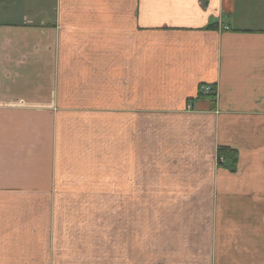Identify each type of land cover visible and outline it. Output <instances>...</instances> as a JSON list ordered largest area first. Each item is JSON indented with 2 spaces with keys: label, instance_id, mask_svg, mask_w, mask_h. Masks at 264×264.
Here are the masks:
<instances>
[{
  "label": "crops",
  "instance_id": "crops-1",
  "mask_svg": "<svg viewBox=\"0 0 264 264\" xmlns=\"http://www.w3.org/2000/svg\"><path fill=\"white\" fill-rule=\"evenodd\" d=\"M96 251L264 264V0H0V264Z\"/></svg>",
  "mask_w": 264,
  "mask_h": 264
},
{
  "label": "rangeland",
  "instance_id": "rangeland-1",
  "mask_svg": "<svg viewBox=\"0 0 264 264\" xmlns=\"http://www.w3.org/2000/svg\"><path fill=\"white\" fill-rule=\"evenodd\" d=\"M51 8H52V5L49 3V9H50V11H51ZM114 209H115L116 214L119 215L120 214L119 209L114 208V207H106L105 208V212H99V208L94 207V211L91 212V214L92 215H95V216H93V218H95L96 221L99 218L101 220H107V221H109V220H112V215H113ZM138 210H139V216H138L139 217V221L140 220L145 221L146 220L145 219V216H144V210H145V208L139 207ZM91 218H90V221H91ZM81 225L79 226L80 229H82V226ZM143 225H145V223ZM195 225H196V223H195ZM106 226H107V229H106V237L108 239L109 245H112L113 247L114 246H118L117 241L114 242V243L112 242L113 241V238L111 237L112 236V233H111L112 230L109 228L108 225H106ZM102 230H103V228H102ZM113 233H115V234H113L114 236L117 235V234H120L119 237H122L124 235L123 238L129 240L130 235L128 233H125L123 230L122 231L114 230ZM125 242L127 243V245H129V242L128 241H125ZM199 242H201V239L198 240V238L195 237L194 238V243L197 244V245H199ZM59 258H60V256H59ZM86 258L90 260L91 264H103L102 260L99 258V255H98V252L97 251L95 253H93V254L87 255ZM106 263L107 264H112V255H110L107 258Z\"/></svg>",
  "mask_w": 264,
  "mask_h": 264
},
{
  "label": "trees",
  "instance_id": "trees-1",
  "mask_svg": "<svg viewBox=\"0 0 264 264\" xmlns=\"http://www.w3.org/2000/svg\"><path fill=\"white\" fill-rule=\"evenodd\" d=\"M222 152L223 151H221V153ZM228 153H229V155L227 157L231 159V164L234 165V163H235L234 161L236 160V156H235L236 152H235V150L234 151L230 150Z\"/></svg>",
  "mask_w": 264,
  "mask_h": 264
},
{
  "label": "built area",
  "instance_id": "built-area-1",
  "mask_svg": "<svg viewBox=\"0 0 264 264\" xmlns=\"http://www.w3.org/2000/svg\"><path fill=\"white\" fill-rule=\"evenodd\" d=\"M212 91V88L210 87V86H207V87H205V89H204V93H209V92H211Z\"/></svg>",
  "mask_w": 264,
  "mask_h": 264
}]
</instances>
